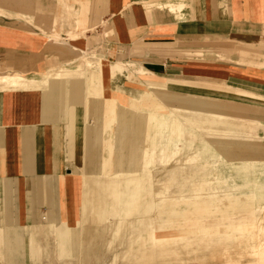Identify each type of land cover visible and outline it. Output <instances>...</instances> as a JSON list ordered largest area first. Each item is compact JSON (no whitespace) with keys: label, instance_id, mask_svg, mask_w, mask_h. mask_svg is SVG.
Wrapping results in <instances>:
<instances>
[{"label":"crops","instance_id":"0c3cea01","mask_svg":"<svg viewBox=\"0 0 264 264\" xmlns=\"http://www.w3.org/2000/svg\"><path fill=\"white\" fill-rule=\"evenodd\" d=\"M105 2L111 32L105 43L115 47L103 57L109 58L110 73L102 62L90 67L81 58L86 49L90 60L100 59L87 49L91 35H84L93 15L77 17L74 2L0 0V257L6 260L17 253L2 242L24 236V249L41 211L49 219L65 211L75 216L74 188L87 178L78 170L86 161L85 139L105 141L101 135L111 120L120 129L128 117L162 126L165 113H191L217 118L224 133L264 138V0H186V8L175 13L159 7L147 11L154 5L144 0ZM204 46L215 48V59L207 58ZM129 50L136 52L137 63L129 60ZM132 74H147L148 91L130 92V107L105 98L100 81L118 98L122 86L116 81ZM196 81L204 84L193 85ZM179 90L215 93L256 114L237 116V106ZM176 120L171 136V128L182 123ZM232 146L239 147L238 157L251 150L250 157L264 153L259 145ZM93 158L101 167L109 161Z\"/></svg>","mask_w":264,"mask_h":264},{"label":"rangeland","instance_id":"374dc122","mask_svg":"<svg viewBox=\"0 0 264 264\" xmlns=\"http://www.w3.org/2000/svg\"><path fill=\"white\" fill-rule=\"evenodd\" d=\"M68 1L77 4V17L83 12L93 15L87 28L80 24V30L91 35L87 49L100 59L90 60L86 49L81 58L96 67L102 62L110 73L109 58L103 57L114 54L115 47L105 43L111 39L105 0ZM144 1L154 5L147 11L159 7L175 13L188 5L186 0ZM204 48L207 58L215 59V48ZM130 50L129 60L137 63L136 52ZM147 78V74H132L117 80L122 86L115 92L118 98L112 96V87L104 90L103 81L100 88L106 99L130 107L127 97L148 91ZM178 92L220 99L237 106V116L256 114L255 109L215 93ZM161 112L165 113H155ZM163 118L159 126L158 121L136 123L128 117L121 129L111 120L108 132L101 135L108 138L98 144L87 135L86 161L78 169L87 178L74 188L75 216L68 217L65 211L66 215L56 218L52 213L49 219L41 211L28 230L24 249V236L20 242H2L17 255L8 260L0 257V264H264V156L250 157L251 150L238 157L237 147L232 148L235 144L264 148V138L224 133V123L215 117L169 112ZM176 118L183 124L171 128V136ZM97 156L109 159L105 167L98 165L102 161L95 162ZM126 174L127 188L123 186Z\"/></svg>","mask_w":264,"mask_h":264},{"label":"bare ground","instance_id":"6f19581e","mask_svg":"<svg viewBox=\"0 0 264 264\" xmlns=\"http://www.w3.org/2000/svg\"><path fill=\"white\" fill-rule=\"evenodd\" d=\"M166 5V4H165ZM167 5H169L170 6V8L171 7H173V4L172 5H170V4H167ZM179 6H181V5H179ZM178 8V7H177ZM180 8V7H179ZM173 9V8H172ZM87 63H88V66H90V67H92V63H90V62H88V61H86ZM2 79L4 78V79H7V77H6V75H2V77H1ZM12 83H14V84H16L17 83V81H11ZM121 106V105H120ZM122 107V106H121ZM120 107V108H121ZM121 117V116H120ZM177 138V137H176ZM237 147V146H236ZM261 147V146H260ZM232 148H233V146H232ZM237 148H239V147H237ZM263 148V147H262ZM243 149H248V148H243ZM224 150H226V149H224ZM261 156H264V153L263 154H261Z\"/></svg>","mask_w":264,"mask_h":264}]
</instances>
